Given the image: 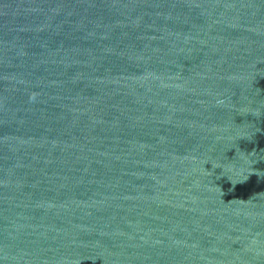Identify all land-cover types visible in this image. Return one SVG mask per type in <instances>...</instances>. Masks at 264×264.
<instances>
[{"label": "water", "instance_id": "95a60500", "mask_svg": "<svg viewBox=\"0 0 264 264\" xmlns=\"http://www.w3.org/2000/svg\"><path fill=\"white\" fill-rule=\"evenodd\" d=\"M0 264H264V0H0Z\"/></svg>", "mask_w": 264, "mask_h": 264}]
</instances>
